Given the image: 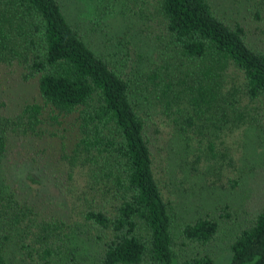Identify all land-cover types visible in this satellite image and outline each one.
Listing matches in <instances>:
<instances>
[{
	"label": "trees",
	"instance_id": "1",
	"mask_svg": "<svg viewBox=\"0 0 264 264\" xmlns=\"http://www.w3.org/2000/svg\"><path fill=\"white\" fill-rule=\"evenodd\" d=\"M65 1L0 0V264H215L223 248L264 264V174L230 179L242 215L208 201L189 217L180 186L156 178L152 118L161 109L212 155L239 131L264 147V0L241 18L222 0H105L128 24L109 51Z\"/></svg>",
	"mask_w": 264,
	"mask_h": 264
},
{
	"label": "rangeland",
	"instance_id": "2",
	"mask_svg": "<svg viewBox=\"0 0 264 264\" xmlns=\"http://www.w3.org/2000/svg\"><path fill=\"white\" fill-rule=\"evenodd\" d=\"M239 1V8L235 6L237 0H222V7L228 15L237 16L238 13L239 18H241L246 13V10L242 11L245 0ZM65 4L68 17L71 20L76 18L75 20L83 25L82 28L89 35L88 40L91 45L95 46L94 42H97L100 48L109 51L119 41H124L118 35L122 34L128 24L119 15L117 8L107 6L108 4L105 0H67ZM108 9H112L113 12L111 13L112 10L108 11ZM102 12L108 13L105 15V19L101 16ZM91 23L96 25L94 29H92ZM92 32L97 34L93 35ZM127 35V39L130 41V33ZM127 60L130 61V57ZM32 91L33 88L31 86L27 89L19 88L17 90L20 95L25 94L26 97L32 94ZM15 98L16 96L13 99L17 102L19 99ZM156 108L157 106L153 109ZM152 118L158 122V127L161 131V139L158 141L159 152L157 156L155 154L153 159L155 175L162 188L169 179H171L172 185L180 186L179 190L176 189V196L174 197L175 202L179 203V208L185 207L190 213L188 214L189 217L191 215L196 216L198 211L203 212L204 209H208V201H213V205L216 207L230 204L234 211H238V214L242 215L243 211L246 210H244L243 205L248 200L244 196L231 194L234 190H231L229 182L230 179L236 180L239 177L241 182L249 184L257 179L259 181L264 174V168L262 170L251 168L262 162L264 147L259 145L258 142H251V139H245V134L239 131L234 132V135L231 133H226L231 135L222 134L221 138L215 141L216 150L219 151V154L224 153V157L212 155L207 145L200 144L197 132L179 134L173 129V125H170L169 119L166 118L161 109L156 113L154 110ZM16 170L14 175L20 180L22 179L24 184L31 188H40V183H44L39 176L26 178V172L24 174L22 168ZM187 174L189 177H186ZM254 178L257 179L251 180ZM256 186L258 185L255 184L253 187L252 205L263 196L262 192H260L262 189H258ZM169 187L170 189L172 188L170 185ZM208 187L210 188L207 189ZM189 188H192V190L190 191ZM187 190L188 196L185 193ZM241 190L245 189L241 187ZM51 192L54 193L55 190L51 188ZM183 193L186 194L184 198L181 195ZM182 202H186L189 208L182 206ZM199 205V208L196 207ZM182 216L188 218L184 214ZM220 250L215 258V264H230V251L225 248Z\"/></svg>",
	"mask_w": 264,
	"mask_h": 264
}]
</instances>
